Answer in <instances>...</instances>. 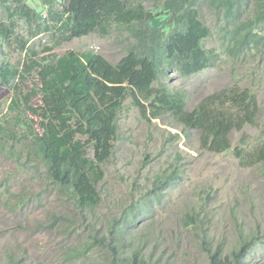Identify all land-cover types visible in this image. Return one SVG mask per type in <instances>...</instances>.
Wrapping results in <instances>:
<instances>
[{
    "label": "rangeland",
    "instance_id": "1",
    "mask_svg": "<svg viewBox=\"0 0 264 264\" xmlns=\"http://www.w3.org/2000/svg\"><path fill=\"white\" fill-rule=\"evenodd\" d=\"M24 2L42 8L44 18L52 21L41 1ZM154 2L147 0L151 8ZM2 18L6 10L0 1ZM201 18L211 30L205 41L213 54L210 67L189 77L167 69L162 83L187 92L189 111L216 93L250 89L260 103L258 125L233 133L231 151L212 153L203 149L199 131H183L173 117L149 122L128 98L120 112L114 155L103 165L104 180L98 185L102 201L88 220L77 215L43 169L34 174L29 170L34 164L24 169L18 162L19 154L22 162L27 157L26 123L38 119L26 105L43 104L34 96L32 82L17 90L0 86V124L7 132L0 142V264H112L114 251L109 246L78 254L99 233H106L109 242H120L127 255L141 253L160 264H211L209 249L234 258L248 240L255 242L248 260L264 262V163L242 166L238 157V149L245 148L249 156L264 147V49L234 58L222 48L224 33L215 13L203 8ZM261 28L264 32V25ZM17 32L21 40L27 38L25 22ZM62 34H43L38 48L61 43L54 50L59 55L92 50L112 64L128 52L129 40L118 29L104 37L92 33L68 41ZM6 50L12 63L24 60L26 50L17 42ZM15 97L21 103L13 107ZM87 153L93 157L91 149ZM69 217H76L74 226Z\"/></svg>",
    "mask_w": 264,
    "mask_h": 264
},
{
    "label": "trees",
    "instance_id": "2",
    "mask_svg": "<svg viewBox=\"0 0 264 264\" xmlns=\"http://www.w3.org/2000/svg\"><path fill=\"white\" fill-rule=\"evenodd\" d=\"M0 1L6 10V18L0 19V86L17 90L31 81L34 96L43 100V104L26 105L38 119L26 123L30 140L23 151L27 157L22 162L19 154L18 162L24 169L34 164L29 168L34 174L40 175L43 169L47 180L62 189L84 220L101 204L98 185L104 180L103 165L114 155L120 112L128 98L149 122L173 117L183 131H199L203 149L212 153L231 151L233 133L258 125L260 103L250 89L216 93L189 111L187 92L170 89L162 83L161 74L175 69L189 77L210 67L213 54L205 41L211 30L201 18L203 8L220 21L222 48L228 55L247 58L263 50L264 0H156L153 8L147 0H39L47 7L50 22L42 8L24 0ZM22 21L28 28L23 40L17 32ZM113 29L129 40L127 54L116 64L92 50L59 55L54 50L61 43L38 48L42 35L54 30L63 31L68 41L92 33L108 36ZM14 41L26 50L18 63L7 58L6 47ZM20 103L15 97L12 106ZM6 133L0 124V142ZM90 149L93 157L87 153ZM238 157L242 166L262 164L264 147L249 156L245 148L238 149ZM67 220L70 226L77 221L76 217ZM116 231L115 241L119 240ZM91 237L78 254L100 246L109 250V246L114 251L112 264H160L141 253L127 255L120 242L108 241L106 233ZM254 243L248 240L234 258L209 249L211 264H264L248 260Z\"/></svg>",
    "mask_w": 264,
    "mask_h": 264
}]
</instances>
